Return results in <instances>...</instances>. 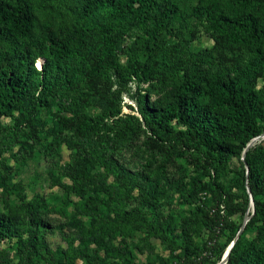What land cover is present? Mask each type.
<instances>
[{
    "label": "trees",
    "instance_id": "obj_1",
    "mask_svg": "<svg viewBox=\"0 0 264 264\" xmlns=\"http://www.w3.org/2000/svg\"><path fill=\"white\" fill-rule=\"evenodd\" d=\"M191 14L202 18L218 47L240 53H220L224 70L205 77L183 74L179 65L171 66L172 99L156 105L138 97L139 116L131 115L129 126H145L154 144L182 146L212 164L203 186L216 191L212 203L204 201L197 209L198 221L208 227L209 240L215 243L192 244L185 230L170 227L169 219H147L141 207L122 211L120 217L144 222L167 246L179 248L180 264H206L218 237L228 231V246L237 235L248 207L247 193L238 200L216 178L235 155L241 159L238 178L250 189L254 212H247L250 217L226 264H264V143L246 149L264 131V85L257 86L258 80H264V0H198ZM180 15L175 0H0V116L11 115L27 101L37 108L48 99L75 100L88 81L104 78L118 90L130 80H147L153 74L149 60L170 22ZM134 27L146 34L140 49L146 59L140 61L133 52L121 61L117 39ZM37 59L42 60L39 65ZM226 70L231 74L227 78ZM127 127L115 123L123 134ZM233 131L237 144L229 140ZM79 155L89 165L112 170L123 183L149 180L152 186V180L141 173L120 166L105 143L82 146ZM174 187L185 198L186 183L178 180ZM155 199L156 190L147 191L145 204L156 215L161 208ZM38 206V201H30L22 213L0 211V242L16 238L24 263L60 264V255L48 249L43 236L52 225L38 215ZM248 230H254V235L243 241ZM224 246L212 264L221 259ZM0 264H4L1 259Z\"/></svg>",
    "mask_w": 264,
    "mask_h": 264
},
{
    "label": "rangeland",
    "instance_id": "obj_2",
    "mask_svg": "<svg viewBox=\"0 0 264 264\" xmlns=\"http://www.w3.org/2000/svg\"><path fill=\"white\" fill-rule=\"evenodd\" d=\"M175 2L181 15L161 37L159 49L149 60L153 74L147 80H130L118 90L104 78L88 81L75 100L48 99L37 108L27 101L11 115L0 116V211L22 213L26 203L38 201V215L52 225L43 231L44 239L48 249L60 255V264H180L179 248L167 246L144 222L120 217L122 211L138 207L151 221L169 219L170 227L185 230L192 244L209 247L215 243L209 240L208 227L198 221L197 209L204 201L212 203L216 190L203 186L212 164L182 146L154 144L145 126H129L131 115L139 116L138 97L156 105L172 99L171 66L179 65L183 74L195 72L205 77L224 70L218 60L220 53H240L218 47L202 18L191 14L198 0ZM144 37L139 27L121 34L117 39L120 60L136 52L144 61L146 55L140 51ZM41 61L37 59L36 65ZM223 74L231 76L227 70ZM257 83L262 87L264 80ZM116 122L128 125L125 134L115 128ZM231 135L229 140L237 144L236 133ZM100 142L120 166L141 173L152 180V186L149 180L123 183L112 170L85 163L80 147ZM259 143H264V131L249 147ZM241 167V159L233 155L216 178L236 199L249 195L244 220L252 205L248 186L238 178ZM178 180L187 185L185 198L174 187ZM149 190H156L160 214H153L145 204ZM195 194L198 198L192 199ZM253 235L254 230L245 231L242 240ZM228 238V231L218 237L206 264L216 260ZM100 239L109 250L100 245ZM20 257L16 238L0 242L4 264H30Z\"/></svg>",
    "mask_w": 264,
    "mask_h": 264
},
{
    "label": "water",
    "instance_id": "obj_3",
    "mask_svg": "<svg viewBox=\"0 0 264 264\" xmlns=\"http://www.w3.org/2000/svg\"><path fill=\"white\" fill-rule=\"evenodd\" d=\"M256 138V137H255ZM253 138L249 143L248 145L246 146V149L250 146V143L255 139ZM246 149L244 150V153L246 151ZM243 158V157H242ZM247 191L248 193H250V189L249 187H247ZM250 200H251V205H252V213L254 212V207H253V201H252V198H251V195H250ZM250 216H246V218L243 220V224L241 225L237 235L234 237V239L231 241V243L226 247L221 259L216 263V264H226V261H227V258H228V255H229V252H230V249L232 248L233 244H234V241L236 240V238L238 237V234L241 232V230L243 229L244 227V224L248 221Z\"/></svg>",
    "mask_w": 264,
    "mask_h": 264
}]
</instances>
